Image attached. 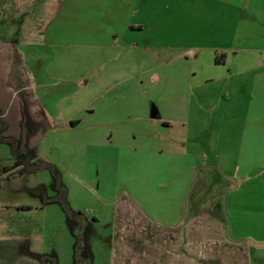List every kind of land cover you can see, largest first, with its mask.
I'll list each match as a JSON object with an SVG mask.
<instances>
[{"label":"rangeland","instance_id":"obj_1","mask_svg":"<svg viewBox=\"0 0 264 264\" xmlns=\"http://www.w3.org/2000/svg\"><path fill=\"white\" fill-rule=\"evenodd\" d=\"M76 1L0 0L2 264H23L14 253L29 255L37 264H73L76 237L62 201L75 221V232L83 236L89 264H107L115 207L124 195H139L141 179L147 178L141 166L144 140L138 131L151 125L162 140L178 138L189 147L193 145L187 131L196 135L200 130L196 119L185 121V103L183 118H167L169 126L162 125L159 115L150 116L152 106L158 105L167 117H174L164 99L174 94L182 104L181 90L169 88V77L172 68L182 71L178 79L184 77L183 69L190 65L188 42L158 37L154 14L169 21L166 11L157 9L153 0H130L131 11H121L120 20H102L82 30L74 27L75 16L69 11ZM126 21L144 27L130 28ZM109 30H117L118 37ZM223 89L212 85L197 92L199 99H215V105L210 113L194 104L191 116L210 113L214 121L224 104ZM107 114L115 121L123 118L117 127L125 136L103 145L86 131ZM75 122L77 129L70 125ZM161 157L163 169L172 157ZM179 165L172 166L171 175L178 172L188 187L194 181L188 204L209 206L219 174L213 171L205 192L198 195L195 181L203 167L193 174L185 159ZM80 259L79 264H86Z\"/></svg>","mask_w":264,"mask_h":264},{"label":"crops","instance_id":"obj_2","mask_svg":"<svg viewBox=\"0 0 264 264\" xmlns=\"http://www.w3.org/2000/svg\"><path fill=\"white\" fill-rule=\"evenodd\" d=\"M153 2L171 19L164 21L154 14L160 40L188 42L190 54L184 77L178 79L182 71L172 68L168 82L171 90H181L182 104L172 94L164 100L174 117H167L156 105L157 116L162 125L169 126L167 118H183L185 103V121L196 119L200 130L196 135L187 131L193 145L189 147L178 138L162 140L151 125L138 131L144 141H140L142 149H137L144 154L141 166L147 178L141 179L139 195L133 199L124 195L115 207L107 264H264V0ZM130 9V0H78L69 6L75 16L72 24L82 30L102 20L106 24L120 20L121 11ZM130 22L126 21L130 28L144 27ZM108 34L118 37L117 30ZM218 52L225 53L223 63L215 62ZM212 85L224 88V104L214 121L210 113L215 99L197 96ZM194 104L209 110V115L192 117ZM116 119L103 116L86 131L87 136L103 145L112 144L113 138L125 136L117 127L123 118ZM77 124L70 125L77 129ZM162 155L172 157L163 169ZM183 159L193 174L199 165L204 168L195 181L198 195L205 192L209 175L219 174L209 192V206L189 205L194 181L188 187L187 180L177 178L178 172L171 175L172 166H181ZM14 254L23 264H37L29 255Z\"/></svg>","mask_w":264,"mask_h":264},{"label":"trees","instance_id":"obj_3","mask_svg":"<svg viewBox=\"0 0 264 264\" xmlns=\"http://www.w3.org/2000/svg\"><path fill=\"white\" fill-rule=\"evenodd\" d=\"M224 58H225V53L218 52V53H216V56H215V62L218 64L223 63ZM61 204H62V207L64 208V210H65V212L69 218V226L71 228V231L76 237V244H75V250H74L75 259H74L73 264H79L80 257H81V259H83L82 262L85 260L86 264H89L90 255H89L87 248L85 247V244L83 243V238H82L83 236H82V234H80V233L78 234L77 232H75V221L72 219V216H71L65 202L62 201ZM78 251H79V254H81L80 257L78 256Z\"/></svg>","mask_w":264,"mask_h":264},{"label":"water","instance_id":"obj_4","mask_svg":"<svg viewBox=\"0 0 264 264\" xmlns=\"http://www.w3.org/2000/svg\"><path fill=\"white\" fill-rule=\"evenodd\" d=\"M150 116L151 118H155L157 116V109L155 106H152L151 111H150Z\"/></svg>","mask_w":264,"mask_h":264}]
</instances>
